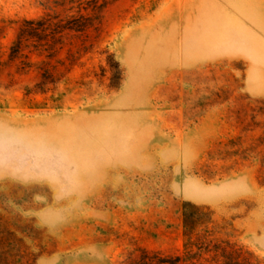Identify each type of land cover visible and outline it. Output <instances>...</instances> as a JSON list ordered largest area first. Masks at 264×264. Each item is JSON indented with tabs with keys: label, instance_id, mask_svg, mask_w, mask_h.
<instances>
[{
	"label": "rangeland",
	"instance_id": "1",
	"mask_svg": "<svg viewBox=\"0 0 264 264\" xmlns=\"http://www.w3.org/2000/svg\"><path fill=\"white\" fill-rule=\"evenodd\" d=\"M256 2L0 0V264H264Z\"/></svg>",
	"mask_w": 264,
	"mask_h": 264
},
{
	"label": "crops",
	"instance_id": "2",
	"mask_svg": "<svg viewBox=\"0 0 264 264\" xmlns=\"http://www.w3.org/2000/svg\"><path fill=\"white\" fill-rule=\"evenodd\" d=\"M256 1V0H254ZM264 0H259V3H253L251 7L243 9L237 14V23L244 25L246 36L241 40L245 42L243 46L247 48L245 54L248 55L250 67L247 69V77L250 80L264 79ZM240 38H237L239 41ZM238 55V53H236ZM260 55L258 61L255 57ZM16 174L0 173V183L19 182L24 183L22 178H17Z\"/></svg>",
	"mask_w": 264,
	"mask_h": 264
},
{
	"label": "trees",
	"instance_id": "3",
	"mask_svg": "<svg viewBox=\"0 0 264 264\" xmlns=\"http://www.w3.org/2000/svg\"><path fill=\"white\" fill-rule=\"evenodd\" d=\"M184 226L185 228H189L188 226V223L184 222ZM219 249V248H217ZM217 258H222L223 260V264H240L238 263L237 261H235V259H233V253L232 252H227L226 250L222 249V253L221 255H217ZM220 260H218L217 262H219ZM180 262V259H176V260H167V259H164V260H161L158 262V264H179Z\"/></svg>",
	"mask_w": 264,
	"mask_h": 264
}]
</instances>
